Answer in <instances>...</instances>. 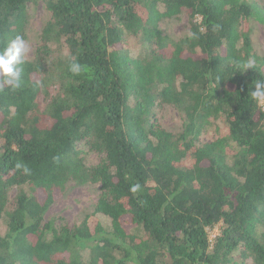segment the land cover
Wrapping results in <instances>:
<instances>
[{
    "label": "trees",
    "instance_id": "1",
    "mask_svg": "<svg viewBox=\"0 0 264 264\" xmlns=\"http://www.w3.org/2000/svg\"><path fill=\"white\" fill-rule=\"evenodd\" d=\"M30 1L0 0V48L25 39ZM34 1L51 20L20 88H0V264H234L237 251L264 264V104L250 96L264 58L248 27L264 24V9L248 0ZM183 11L191 35L170 41L158 24ZM131 37L152 48L131 55ZM160 105L181 115L179 134L160 125ZM211 120L223 127L202 144ZM84 140L104 155L100 165L80 158ZM71 181L101 193L93 216L58 230L45 217ZM13 187L21 190L9 209Z\"/></svg>",
    "mask_w": 264,
    "mask_h": 264
},
{
    "label": "rangeland",
    "instance_id": "2",
    "mask_svg": "<svg viewBox=\"0 0 264 264\" xmlns=\"http://www.w3.org/2000/svg\"><path fill=\"white\" fill-rule=\"evenodd\" d=\"M264 9V0H248ZM164 12V6L160 7ZM51 20V13L46 9L41 1L31 0L27 4V24L25 27V40L28 42L30 51L26 57L33 61L38 50L40 37L46 24ZM251 30L253 48L256 54L264 58V24L253 19L248 24ZM158 28L164 37L170 41L178 42L191 35L189 27V17L186 11L182 14L160 20ZM130 43H134L132 51L133 56L146 54L147 49L151 47L148 43L141 42L134 37L130 38ZM155 46V45H154ZM152 48V47H151ZM44 103V102H43ZM160 125L173 134H179L183 129V120L179 112L173 106H158L155 110ZM223 127L220 120H211L210 125L200 136L199 142L204 144L211 142L217 137V130ZM76 150L80 153V158L84 160L87 167H96L104 161V155L94 152L90 149L88 143L84 140L76 144ZM21 188L13 187L8 190L9 209L14 205ZM100 185L85 184L80 185L74 181L67 184L66 190L59 196L57 201L51 206L46 214L47 222H54L55 227L72 228L94 215L96 203L100 196ZM92 222L99 221L107 230H111V220L103 215L92 217ZM220 225L210 233V239L213 240L220 234ZM5 231L4 224H0V233ZM234 264H253L252 258L244 259L239 251L234 253Z\"/></svg>",
    "mask_w": 264,
    "mask_h": 264
},
{
    "label": "clouds",
    "instance_id": "3",
    "mask_svg": "<svg viewBox=\"0 0 264 264\" xmlns=\"http://www.w3.org/2000/svg\"><path fill=\"white\" fill-rule=\"evenodd\" d=\"M30 51L28 42L21 35H16L9 40L7 45L0 48V88L8 86L15 90L20 88L22 83V65L25 63L26 57ZM254 61L248 60L245 62V68H252ZM69 70L73 74H79L83 70L81 63L73 57L69 63ZM257 103L264 104V80H256L254 82V91L250 95ZM17 169L21 167L20 164L16 165ZM25 173L28 172L24 168ZM140 186L133 185L130 189L131 192L136 193Z\"/></svg>",
    "mask_w": 264,
    "mask_h": 264
}]
</instances>
